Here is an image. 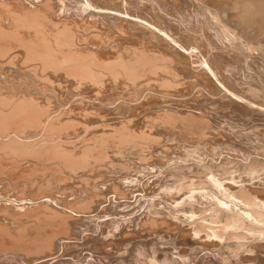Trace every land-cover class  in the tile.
<instances>
[{
    "label": "rangeland",
    "instance_id": "rangeland-1",
    "mask_svg": "<svg viewBox=\"0 0 264 264\" xmlns=\"http://www.w3.org/2000/svg\"><path fill=\"white\" fill-rule=\"evenodd\" d=\"M234 2L0 0V264H264V29Z\"/></svg>",
    "mask_w": 264,
    "mask_h": 264
},
{
    "label": "bare ground",
    "instance_id": "bare-ground-1",
    "mask_svg": "<svg viewBox=\"0 0 264 264\" xmlns=\"http://www.w3.org/2000/svg\"><path fill=\"white\" fill-rule=\"evenodd\" d=\"M20 1H21V0H20ZM44 1H45V0H44ZM63 1H64V0H63ZM86 2H87V1H86ZM111 2H112V1H111ZM131 2H132V1H131ZM190 2H191V1H190ZM74 3H75V2H74ZM49 4H50V3H49ZM84 4H85V3H84ZM111 4H112V3H111ZM123 4H124V3H123ZM30 5H31V4H30ZM43 5H45V4L42 3L41 6H43ZM81 5H82V4H81ZM124 5H125V4H124ZM202 5H203V4H202ZM4 6H5V5H4ZM4 6H3V8L1 7V8H2V11H3V9H4ZM47 6H48V5H47ZM63 6H64V5H63ZM157 6H158V5H157ZM197 6H198V5H197ZM45 7H46V6H45ZM83 7H84V6H83ZM116 7H117V6H116ZM123 7H124V6H123ZM231 7H232V6H231ZM5 8H6V7H5ZM19 8H20V7H19ZM22 8H23V7H22ZM46 8H47V7H46ZM80 8H81V7H80ZM124 8H125V7H124ZM233 8L237 9V13H236V14H237V17H238V18H241L240 21L243 20V23L245 22V23H244L245 25H247V26H249V27L251 26V27L255 28L254 25L257 26V24H258V26H259L258 29H260V28H263V29H264V0H235V2L233 3ZM59 9H60V7H59ZM76 9H77V8H76ZM85 9H86V8H85ZM191 9H192V8H191ZM6 10H7V9H6ZM6 10H5V11H6ZM25 10H26V9H25ZM62 10H63V9H62ZM81 10H82V9H81ZM161 10H162V9H161ZM161 10H160V11H161ZM5 11H4V12H5ZM8 11H9V8H8ZM8 11L5 12V13L8 14V13H9ZM29 11H30V10H29ZM38 11H39V10H38ZM94 11H95V10H94ZM27 12H28V11H27ZM33 12H34V11H33ZM99 12H100V11H99ZM101 12H102V11H101ZM155 12H156V11H155ZM158 12H159V11H158ZM163 12H164V11H163ZM235 12H236V10H235ZM28 13H29V14H28L27 17H28V20L30 21L29 23H31V22H33L32 19H34V16H33V15L31 16V13H30V12H28ZM44 13H45V12H44ZM61 13H62V12H61ZM72 13H73V12H72ZM79 13H80V12H79ZM126 13H127V12H126ZM3 14H4V13H3ZM7 14H6V15H7ZM9 14H11V13H9ZM15 14H16V13H15ZM110 14H111V13H110ZM113 14H114V13H113ZM159 14H160V13H159ZM165 14H166V13H165ZM200 14H201V13H200ZM213 14H214V13H213ZM59 15H60V14H59ZM63 15H64V14H63ZM91 15H92V14H91ZM12 16H14V15H12ZM18 16H19V15H18ZM18 16H17V17H18ZM157 16H158V15H157ZM195 16H196V15H195ZM195 16H193V17H195ZM197 16H198V15H197ZM210 16H211V15H210ZM235 16H236V15H235ZM22 17H24V16H22ZM30 17H32V19H31ZM35 17H37V16H35ZM45 17H46V16H45ZM45 17H44V18H45ZM125 17H126V16H125ZM10 18H12V17H10ZM14 18H15V16H14ZM64 18H65V17H64ZM81 18H82V17H81ZM172 18H173V17H172ZM191 18H192V17H191ZM197 18H198V17H197ZM18 19H19V18H18ZM25 19H26V18H25ZM40 19H41V18H40ZM195 19H196V18H195ZM206 19H207V18H206ZM16 20H17V18H16ZM16 20L14 19L15 22H16ZM19 20H21V19H19ZM37 20H38V19H37ZM73 20H74V19H73ZM81 20H82V19H81ZM112 20H113V19H112ZM115 20H116V19H115ZM127 20H128V19H127ZM158 20H159V19H158ZM180 20H181V19H180ZM191 20H192V19H191ZM220 20H221V19H220ZM232 20H233V19H232ZM237 20H238V19H237ZM11 21H12V20H11ZM75 21H76V20H75ZM128 21H130V20H128ZM131 21H132V20H131ZM156 21H157V20H156ZM174 21H175V20H174ZM197 21H198V20H197ZM197 21H196V22H197ZM200 21H201V20H200ZM224 21H225V20H224ZM12 22H13V21H12ZM20 22H21V21H20ZM22 22H23V21H22ZM26 22H27V21H26ZM112 22H113V21H112ZM134 22H135V21H134ZM198 22H199V21H198ZM237 22H239V21H237ZM41 23H42V22H41ZM51 23H52V22H51ZM132 23H133V22H132ZM135 23H136V22H135ZM200 23H201V22H200ZM241 23H242V22H241ZM241 23H239V24H241ZM243 23H242V24H243ZM17 24H18V22H17ZM21 24H22V23H21ZM26 24H27V23H26ZM31 24H32V23H31ZM33 24H34V23H33ZM52 24H53V23H52ZM59 24H60V22H59ZM63 24H64V23H63ZM72 24H73V23H72ZM88 24H89V23H88ZM88 24H87V25H88ZM138 24H139V23H138ZM180 24H181V23H180ZM221 24H222V23H221ZM1 25H2V24H1ZM36 25H37V24H36ZM65 25H66V24H65ZM75 25H76V24H75ZM204 25H205V24H204ZM15 26H16V25H15ZM33 26H35V24H34ZM37 26H38V25H37ZM44 26H45V25H44ZM44 26H43V28H44ZM47 26H48V25H47ZM51 26H52V25H51ZM141 26H142V25H141ZM247 26H246V27H247ZM0 27H1V26H0ZM30 27H31V25H30ZM52 27H53V26H52ZM64 27H65V26H64ZM64 27H63V28H64ZM76 27H77V26H76ZM146 27H147V25H146ZM212 27H213V26H212ZM216 27H217V26H216ZM218 27H219V25H218ZM249 27H247V28H249ZM16 28H17V27H16ZM18 28H20V27H18ZM31 28H32V27H31ZM40 28H41V27H40ZM43 28H42V29H43ZM65 28H66V27H65ZM65 28H64V29H65ZM84 28H85V27H84ZM129 28H130V27H129ZM143 28L145 29V27H142V29H143ZM147 28H148V27H147ZM147 28H146V29H147ZM178 28H179V27H178ZM185 28H186V27H185ZM195 28H196V27H195ZM20 29H21V28H20ZM45 29H46V28H45ZM45 29H44V30H45ZM47 29H48V28H47ZM60 29L62 30V28H60ZM5 30H6V29H5ZM32 30H33V29H32ZM37 30H38V28H37ZM37 30L34 29V31H36V35L38 34ZM67 30H69V28H67ZM82 30H83V29H82ZM178 30H179V29H178ZM227 30H228V29H227ZM261 30H262V29H261ZM261 30H260V31H261ZM49 31H50V30H49ZM65 31H66V30H65ZM168 31H169V30H168ZM219 31H220L219 34H221V30H220V29H219ZM224 31H225V30H224ZM229 31H230V30H229ZM254 31H255V30H254ZM2 32H3V30H1V28H0V35H1V34H5V33H2ZM30 32H31V31H30ZM39 32H40V31H39ZM52 32H53V31H52ZM55 32H56V31H55ZM60 32H63V34H64V30H63V31H60ZM71 32H72V31H71ZM78 32H79V31H78ZM203 32H204V31H203ZM233 32H234V31H233ZM263 32H264V31H263ZM17 33H18V32H17ZM34 33H35V32H34ZM46 33H47V32H45V34H46ZM67 33H68V31H67ZM73 33H74V32H73ZM222 33H223V32H222ZM261 33H262V31H261ZM10 34H12V33H10ZM15 34H16V32H15ZM18 34H19V33H18ZM18 34H17V35H18ZM42 34H43V33H42ZM51 34H52V33H51ZM57 34H58V32H57ZM69 34H70V33H69ZM79 34H80V33H79ZM79 34H78V35H79ZM183 34H184V33H183ZM193 34H194V33H193ZM219 34H217V36H218ZM224 34H225V32H224ZM226 34H227V33H226ZM229 34H230V33H229ZM229 34H228V35H229ZM231 34H232V32H231ZM231 34H230V35H231ZM250 34H251V33H250ZM262 34H263V33H262ZM39 35H40V33H39ZM47 35H48V34H47ZM49 35H50V34H49ZM64 35H65V34H64ZM74 35H75V34H74ZM81 35H83V34H81ZM89 35H90V34H89ZM121 35H123V34H121ZM195 35H196V34H195ZM198 35H199V34H198ZM43 36H44V35H42V37H43ZM91 36H92V35H91ZM106 36H107V35H106ZM136 36H137V35H136ZM217 36H215V37H216L215 39H217ZM251 36H252V34H251ZM0 37H3V38H0V42H1V43H0V46H1V47H0V48H2V46L8 48L9 45H7V44H8L9 42H8V41L5 42V39H6V38L4 39V36L1 35ZM14 37H16V36H14ZM14 37H12V38H14ZM29 37H30V36H29ZM50 37H51V36H50ZM56 37H59V38H60V36H56ZM92 37H93V36H92ZM221 37H222V35L220 36V38H221ZM16 38H17V37H16ZM39 38H40V37H39ZM53 38H54V37H53ZM59 38H58V39H59ZM64 38H65V37H64ZM71 38H72V36H71ZM71 38H70V39H71ZM161 38H162V37H161ZM171 38H172V37H171ZM251 38H252V37H251ZM261 38H262V37H261ZM7 39H8V38H7ZM37 39H38V38H37ZM40 39H41V38H40ZM54 39H55V38H54ZM61 39H62V38H61ZM66 39H67V38H66ZM72 39H74V38H72ZM77 39H79V38L77 37ZM163 39H164V38H163ZM212 39H213V38H212ZM218 39H219V36H218ZM222 39H223V38H222ZM224 39H225V38H224ZM231 39H232V38H231ZM12 40H13V39H12ZM38 40H39V39H38ZM42 40H43V39H42ZM42 40H40V41L42 42L41 45L44 44V48H45V45H46V44H45L44 42H46V40L48 41V39H45V41H42ZM52 40H53V39H52ZM89 40H90V39H89ZM96 40H97V39H96ZM151 40H152V39H151ZM164 40H165V39H164ZM196 40H197V39H196ZM204 40H205V39H204ZM252 40H253V39H252ZM254 40H255V39H254ZM259 40H260V39H259ZM13 41H14V40H13ZM15 41H16V40H15ZM32 41H33V40H32ZM57 41H58V40H57ZM70 41H71V40H70ZM73 41H74V40H73ZM154 41H155V40H154ZM194 41H195V40H194ZM205 41H206V40H205ZM233 41H234V40H233ZM244 41H245V40H244ZM2 42H3L4 44H6V45H4V44L1 45ZM52 42H53V41H52ZM55 42H56V41H55ZM60 42H61V41H60ZM67 42H68V41H67ZM83 42H84V41H83ZM91 42H92V41H91ZM221 42H222V41H221ZM238 42H239V41H238ZM255 42H256V41H255ZM12 43H13V42H12ZM28 43H29V42H28ZM31 43H32V42H31ZM31 43H30V44H31ZM35 43H36V41H35ZM37 43H38V42H37ZM37 43H36V44H37ZM50 43H51V42H50ZM57 43H58V42H57ZM71 43H72V42H71ZM85 43H86V42H85ZM108 43H109V42H108ZM190 43H192V42H190ZM244 43H246V42H244ZM39 44H40V43H39ZM51 44H52V43H51ZM59 44H60V43H59ZM69 44H70V43H69ZM73 44H74V43H73ZM73 44H71V45H73ZM75 44H76V43H75ZM171 44H172V43H171ZM221 44H222V43H221ZM240 44L242 45V42H241ZM261 44H262V43H261ZM21 45H22V44H21ZM28 45H29V44H28ZM32 45H33V44H32ZM166 45H167V44H166ZM17 46H20V45H17ZM25 46H26V45H25ZM67 46H69V45H67ZM85 46H86V45H85ZM85 46H83L84 49H85ZM134 46H135V45H134ZM242 46H244V45H242ZM4 47H3V48H4ZM20 47H21V46H20ZM41 47H42V46H41ZM46 47H47V46H46ZM49 47H50V46H49ZM51 47H53V46H51ZM58 47H59V46H58ZM64 47H65V46H64ZM71 47H72V46H71ZM131 47H132V46H131ZM240 47H241V46H240ZM240 47H239V48H240ZM254 47H255V46H254ZM6 48H5V49H6ZM54 48H55V47H54ZM69 48H70V47H69ZM69 48H67V49H69ZM77 48H78V47H77ZM79 48H80V47H79ZM125 48H126V46H125ZM178 48H179V47H178ZM198 48H199V47H198ZM262 48H263V47H262ZM5 49H4V50H5ZM18 49H19V48H18ZM50 49L52 50V48H50ZM56 49H57V48H56ZM56 49H55V50H56ZM58 49L60 50L61 48H58ZM58 49H57V50H58ZM62 49H63V48H62ZM62 49H61V50H62ZM130 49H131V48H130ZM136 49H137V48H136ZM175 49H176V47H175ZM175 49H174V50H175ZM32 50H33V48H32ZM34 50H35V49H34ZM63 50H65V49H63ZM74 50H75V49H74ZM81 50H82V49H81ZM148 50H149V49H148ZM245 50H246V49H245ZM1 51H2V50H1ZM36 51H37V50H36ZM86 51H87V50H86ZM88 51H89V50H88ZM169 51H170V50H169ZM176 51H178V49H177ZM249 51H250V50H249ZM8 52H9V51H7V53H8ZM29 52H30V51H29ZM50 52H51V51H50ZM54 52H55V51H54ZM54 52H53V53H54ZM65 52H66V51H65ZM72 52H73V51H72ZM72 52H71V50H70V53H72ZM75 52H76V51H75ZM78 52H79V51H78ZM130 52H131V51H130ZM132 52H133V51H132ZM142 52H144V51H142ZM191 52H192V51H191ZM194 52H195V51H194ZM246 52H247V51H246ZM4 53H5V51H4ZM7 53H5V54H7ZM9 53H10V52H9ZM35 53L37 54V52H35ZM48 53H49V52H48ZM48 53H47V54H48ZM67 53H68V52H67ZM79 53H80V52H79ZM79 53H78V54H79ZM134 53H135V52H134ZM238 53H239V52H238ZM2 54H3V53H1V55H2ZM129 54H130V53H129ZM139 54H142V53H139ZM186 54H187V53H186ZM240 54H241V53H240ZM40 55H41V54H40ZM44 55L46 56V53H45ZM62 55H63V54H62ZM82 55H83V53H82ZM82 55H81V57H83ZM87 55H89V54H87ZM97 55H98V54H97ZM135 55H136V54H135ZM135 55H134V56H135ZM149 55H150V54H149ZM152 55H153V54H152ZM193 55H194V54H193ZM215 55H216V54H215ZM3 56H5V55L3 54ZM13 56H14V55H13ZM74 56H75V55H74ZM90 56H91V55H90ZM125 56H128V55H125ZM132 56H133V55H132ZM134 56H133V57H134ZM162 56H163V55H162ZM174 56H175V55H174ZM46 57L48 58V56H46ZM50 57H52V56L49 55V58H48V59H50ZM68 57H69V56H68ZM76 57H77V56H75V58H76ZM93 57H94V56H93ZM93 57H92V58H93ZM117 57H118V55H117ZM156 57H158V56H156ZM25 58H26V57H25ZM36 58H38V57H36ZM56 58H57V57H56ZM78 58H79V57H78ZM129 58H131V57H129ZM166 58H167V57H166ZM2 59H3V58H2ZM15 59H16V58H15ZM26 59H27V58H26ZM80 59H81V58H80ZM126 59H127V57H126ZM126 59H125V60H126ZM147 59H148V58H147ZM190 59H191V58H190ZM35 60H36V59H35ZM38 60H39V59H38ZM41 60H42V59H41ZM43 60H44V59H43ZM53 60H54V59H53ZM70 60H72V59H70ZM85 60H86V59H85ZM90 60H91V59H90ZM96 60H97V59H96ZM142 60H143V59H142ZM142 60H141V61H142ZM164 60H165V59H164ZM178 60H179V59H178ZM187 60H188V59H187ZM45 61H46V60H45ZM45 61H44V62H45ZM47 61H48V60H47ZM75 61H76V60H75ZM103 61H104V60H103ZM113 61H114V60H113ZM141 61H140V60L138 61V59H137V61L135 62V63H137V64H135V66L138 65V64L141 65V64H142ZM173 61H174V60H173ZM52 62H53V61H52ZM52 62H50V64H51ZM65 62H66V61H65ZM76 62H77V61H76ZM79 62H80V61H79ZM79 62H78V63H79ZM84 62H85V61H84ZM124 62H125V61H124ZM124 62H123V63H124ZM130 62H132V61H130ZM149 62H150V61H149ZM149 62H148V64H150ZM151 62H152V61H151ZM153 62H154V61H153ZM153 62H152V63H153ZM186 62H187V61H186ZM46 63H47V62H46ZM61 63H62V62H61ZM67 63H68V62H67ZM78 63H77V64H78ZM80 63H81V62H80ZM80 63H79V64H80ZM117 63H118V62H117ZM117 63H116V64H117ZM119 63H120V62H119ZM189 63H190V62H189ZM260 63H261V62H260ZM50 64H48V65H50ZM55 64H56V63H55ZM69 64H70V63H69ZM69 64H68V65H69ZM92 64H93V63H92ZM125 64H126V63H125ZM125 64H124V65H125ZM132 64H133V63H132ZM164 64H165V63H164ZM164 64H163V65H164ZM178 64H179V63H178ZM180 64H181V63H180ZM197 64H198V63H197ZM68 65H67V66H68ZM75 65H76V63H75ZM122 65H123V64H122ZM126 65H128V63H127ZM129 65H130V64H129ZM144 65H146V64H144ZM152 65H155V64H152ZM72 66H73V65H72ZM87 66H88V65H87ZM93 66H94V64H93ZM97 66H98V65H97ZM109 66H110V65H109ZM114 66H115V64H114ZM132 66H133V65H131V67H132ZM149 66H150V65H149ZM149 66H148V68H151V69H152V67H149ZM218 66H219V65H218ZM49 67H50V66H49ZM51 67H52V65H51ZM51 67H50V68H51ZM58 67H59V66H58ZM65 67H66V66H65ZM74 67H75V66H74ZM79 67H81V66H79ZM103 67H104V66H103ZM131 67H130V68H131ZM136 67H137V66H136ZM136 67H134V69H135ZM143 67H145V66H143ZM155 67H157V66H155ZM36 68H37V67H36ZM72 68H73V67H72ZM77 68H78V67H77ZM116 68H117V67H116ZM161 68H162V67H161ZM56 69H57V68H56ZM66 69H67V68H66ZM97 69H98V68H97ZM101 69H102V68H101ZM125 69H127V67H126ZM132 69H133V68H132ZM145 69H146V68H145ZM151 69H150V70H151ZM164 69H165V68H164ZM46 70H47V69H46ZM52 70H53V69H52ZM63 70H64V69H63ZM79 70H80V69H79ZM112 70H113V69H112ZM153 70H154V69H153ZM168 70H169V69H168ZM83 71H85V70H83ZM83 71H82V72H83ZM86 71H87V70H86ZM92 71H93V70H92ZM97 71H98V70H97ZM135 71H136V70H135ZM188 71H189V70H188ZM65 72H66V71H65ZM165 72H166V71H165ZM83 73H84V72H83ZM93 73H94V71H93ZM139 73H140V72H139ZM144 73H145V72H144ZM203 73H204V72H203ZM205 73H206V72H205ZM207 73H208V72H207ZM169 74H171V73H169ZM83 75H84V74H83ZM99 75H100V74H99ZM171 75H174V74H171ZM216 75H217V74H216ZM70 76H71V75H70ZM89 76H90V75H89ZM106 76H107V75H106ZM111 76H112V75H111ZM126 76H127V75H126ZM142 76H143V75H142ZM77 77H78V76H77ZM80 77H81V76H80ZM80 77H79V78H80ZM87 77H88V76H87ZM91 77H92V76H91ZM104 77H105V76H104ZM137 77H138V76H137ZM157 77H158V76H157ZM162 77H163V76H162ZM162 77H161V78H162ZM229 77H230V76H229ZM258 77H259V76H258ZM43 78H44V77H43ZM82 78H83V77H82ZM182 78H183V77H182ZM86 79H87V78H86ZM146 79H147V78H146ZM148 79H150V78H148ZM155 79H156V78H155ZM171 79H172V78H171ZM163 81H164V79H163ZM163 81H161V82H163ZM174 81H175V79H174ZM93 82H94V81H93ZM95 82H96V81H95ZM125 82H126V81H125ZM154 82H155V81H154ZM159 82H160V81H159ZM172 82H173V81H172ZM175 82H176V81H175ZM250 82H251V81H250ZM128 83H129V82H128ZM178 83H179V82H178ZM190 83H191V82H190ZM236 83H237V82H236ZM238 83H239V82H238ZM165 84H166V83H165ZM165 84H164V85H165ZM222 84H223V83H222ZM262 84H263V83H262ZM127 85H128V84H127ZM132 85H133V84H132ZM217 85H218V84H217ZM242 85H243V84H242ZM219 86H220V85H219ZM239 86H240V85H239ZM248 86H249V85H248ZM114 87H115V86H114ZM168 87H169V86H168ZM138 88H139V87H138ZM190 88H191V87H190ZM221 89H222V88H221ZM246 89H247V88H246ZM255 89H256V88H255ZM39 91H40V90H39ZM259 91H260V90H259ZM255 92H256V91H255ZM155 93H156V92H155ZM200 93H201V92H200ZM205 93H206V92H205ZM169 94H170V93H169ZM129 95H130V94H129ZM147 95H148V94H147ZM22 96H23V95H22ZM228 96H229V95H228ZM230 96H231V95H230ZM164 98H165V97H164ZM229 98L235 99L234 97H229ZM17 99H18V97H17ZM128 99H129V98H128ZM260 99H261V98H260ZM13 100H14V99H13ZM241 100H242V99H241ZM10 101H11V100H10ZM17 101H18V100H17ZM23 101H24V100H23ZM235 101H236V100H235ZM235 101H234V102H235ZM241 102H242V101H241ZM10 103H11V102H10ZM12 103H13V102H12ZM24 103H25V101H24ZM116 103H117V102H116ZM235 103H238V102H235ZM244 103H245V102H244ZM25 104L27 105V103H25ZM28 104H29V102H28ZM245 104H246V103H245ZM11 105H12V104H11ZM26 105H25V106H26ZM251 105H252V104H251ZM253 105H254V104H253ZM12 106H13V105H12ZM17 106H18V105H17ZM28 106H29V105H28ZM28 106H27V107H28ZM31 106H32V105H30V107H31ZM39 106H40V105H39ZM62 106H63V105H62ZM123 106H124V105H123ZM248 106H249V105H248ZM20 107H22V106L19 105V108H20ZM27 107H22V108H24V109L22 110V112L25 111V112L22 113V115H25V113L28 112V111H31V112H30L31 115L35 113V112H34V108H31V109H33V110H31L29 107H28V108H27ZM158 107H159V106H158ZM250 107H253V106H250ZM256 107H257V106H256ZM261 107H262V106H261ZM17 108H18V107H17ZM258 108H259V107H258ZM254 109H255V108H254ZM16 110H17V109L15 108V109L12 111V114H15V113H16ZM36 110H37V109H36ZM44 110H45V109H44ZM44 110H43V111H44ZM169 110H170V109H169ZM259 110H260V109H259ZM4 111H5V110H4ZM61 111H62V110H61ZM8 112H9V110H8ZM18 112H19V113L21 112L20 109H18L17 113H18ZM44 112H45V111H44ZM158 112H159V111H158ZM6 113H7V112H6ZM17 113H16V114H17ZM63 113H64V112H63ZM187 113H188V112H187ZM4 114H5V113H4ZM12 114H10V116H11ZM37 114H38V113H37ZM171 114H172V113H171ZM192 114H193V113H192ZM200 114H201V113H200ZM17 115H18V114H17ZM35 115H36V114H35ZM178 115H179V114H178ZM182 115H183V114H182ZM188 115H190V113H188ZM259 115H260V113H259ZM10 116L7 115V117H3V118H4L3 120H5V119L9 120V117H10ZM27 116H28V115H27ZM29 116H30V115H29ZM29 116H28V117H29ZM54 116H55V115H54ZM31 117H32V116H31ZM145 117H146V116H145ZM150 117H151V116H150ZM169 117H170V116H169ZM189 118H190V117H189ZM196 118H198V117H196ZM202 118H203V117H202ZM24 119H25V118H24ZM24 119H23V117H22L20 121H23ZM126 119H127V118H126ZM7 120H6V121H7ZM10 120H11V121H12V120H15V122H16V121L18 122L17 118H15V117H14L13 119H10ZM10 120H9V122H10ZM27 120H28V119H27ZM177 120H178V119H177ZM187 121H188V120H187ZM65 122H66V121H65ZM184 122H185V121H184ZM4 123H5V122H4ZM7 123H8V122H7ZM53 123H54V122H53ZM194 123H195V122H194ZM26 124H27V123H26ZM44 124H45V123H44ZM51 124H52V123H51ZM201 124H202V123H201ZM16 125H17V124H15V126H16ZM161 126H162V125H161ZM191 126H192V125H191ZM201 126H202V125H201ZM10 127H11V126H10ZM21 127H22V126H21ZM37 127H38V125H37ZM167 127H168V126H167ZM195 127H197V126L195 125ZM22 128H23V127H22ZM33 128H34V127H33ZM95 128H96V127H95ZM207 128H208V127H207ZM81 129H82V128H81ZM3 130H4V129H3ZM37 130H38V129H37ZM201 130H202V129H201ZM206 130H207V129H206ZM208 130H209V129H208ZM129 131H130V130H129ZM204 131H205V130H204ZM218 131H219V130H218ZM180 133H181V132H180ZM189 133H190V132H189ZM24 134H25V133H24ZM191 134H192V133H191ZM257 136H258V135H257ZM10 137H11V136H10ZM223 137H224V136H223ZM24 138H25V137H24ZM53 138H54V137H53ZM124 138H125V137H124ZM58 139H59V138H58ZM143 139H144V138H143ZM185 141H186V140H185ZM13 143H14V142H13ZM67 143H68V142H67ZM128 143H129V142H128ZM236 143H237V142H236ZM54 144H55V143H54ZM73 145H74V144H73ZM189 145H190V144H189ZM225 145H226V144H225ZM194 146H195V145H194ZM207 146H208V145H207ZM226 146H227V145H226ZM134 147H135V146H134ZM139 147H140V146H139ZM197 147H198V146H197ZM216 147H217V146H216ZM41 148H42V146H41ZM87 148H88V147H87ZM194 148H195V147H194ZM219 148H220V147H219ZM100 149H101V148H100ZM212 149H213V148H212ZM220 149H221V148H220ZM215 150H216V149H215ZM194 151H196V150H194ZM159 152H160V151H159ZM214 152H215V151H214ZM128 153H129V152H128ZM189 153H190V152H189ZM194 153H195V152H194ZM232 153H233V152H232ZM215 154H216V153H215ZM61 155H62V154H61ZM242 155H243V154H242ZM62 156H63V155H62ZM54 157H55V156H54ZM94 157H95V156H94ZM162 157H163V156H162ZM60 158H61V157H60ZM219 158H220V157H219ZM229 158H230V157H229ZM41 160H42V159H41ZM68 160H69V159H68ZM213 160H214V159H213ZM213 160H212V161H213ZM179 162H180V161H179ZM247 162H248V161H247ZM234 164H235V163H234ZM167 165H168V164H167ZM229 165H230V163H229ZM6 166H7V165H6ZM248 166H249V165H248ZM10 167H11V166H10ZM187 168H188V167H187ZM8 169H9V168H8ZM152 170H153V169H152ZM216 170H217V169H216ZM224 170H225V169H224ZM144 172H145V171H144ZM54 173H55V172H54ZM150 173H151V172H150ZM178 173H179V172H178ZM181 173H182V172H181ZM184 173H185V172H184ZM55 174H56V173H55ZM164 174H165V173H164ZM25 175H26V174H25ZM161 175H162V173H161ZM189 175H190V174H189ZM256 175H257V174H256ZM6 176H7V175H6ZM22 176H23V174H22ZM11 177H12V176H11ZM24 177H25V176H24ZM26 177H27V176H26ZM141 177H142V176H141ZM21 180H22V179H21ZM63 180H64V179H63ZM238 180H239V179H238ZM240 180H241V179H240ZM251 181H252V180H251ZM108 183H109V182H108ZM229 183H231V182H229ZM226 184H227V185L224 184V187H226V188H232V190H233V187L235 188V185L233 186V183H232V186H233V187L231 186V184H230V185H229L228 183H226ZM255 184H256V183H255ZM163 185H164V184H163ZM253 185H254V184H253ZM253 185H252V186H253ZM228 186H229V187H228ZM230 186H231V187H230ZM238 186H239V185H238ZM246 187H247V186H246ZM249 188L252 189L251 187H249ZM235 189L237 190V189H239V188H237V186H236ZM235 189H234V191H235ZM241 189H242V188H241ZM253 189H254V188H253ZM42 191H43V190H42ZM239 191H240V190H239ZM252 191H253V190H252ZM252 191H251V192H252ZM40 192H41V191H40ZM158 192H159V191H158ZM207 192H208V191H207ZM248 192H249V190H248ZM251 192H250V193H251ZM253 192H254V191H253ZM54 193H55V192H54ZM64 193H65V192H64ZM232 193H233V192H232ZM44 194H45V193H44ZM81 195H82V194H81ZM54 196H55V195H54ZM242 196L245 197V198H247V199H249L247 193H243ZM254 196H255V195H254ZM2 197H3V196H2ZM39 197H40V196H39ZM235 197H236V196H235ZM249 197H250V195H249ZM257 197H258V196H257ZM15 198H16V197H15ZM20 198H21V197H20ZM41 198H42V197H41ZM149 198H150V197H149ZM149 198H147V199H149ZM33 199H34V198H33ZM36 199H37V198H36ZM58 199H59V198H58ZM254 199H255V198H254ZM5 200H6V199H5ZM62 200H63V199H62ZM170 200H171V199H170ZM235 200H236V199H235ZM255 200H256V199H255ZM47 201H48V200H47ZM50 201H51V200H50ZM132 202H133V201H132ZM225 202H226V201H225ZM80 203H81V202H80ZM135 203H136V202H135ZM169 203H170V202H169ZM35 204H36V203H35ZM54 204H55V201H54ZM11 205H13V204H11ZM55 205H56V204H55ZM69 205H70V204H69ZM170 205H171V204H170ZM14 206H15V205H14ZM57 206H58V205H57ZM38 207H39V206H38ZM146 207H147V206H146ZM34 208H35V207H34ZM39 208H40V207H39ZM180 209H181V208H180ZM19 210H20V209H19ZM150 210H151V209H150ZM158 210H159V209H158ZM167 210H168V209H167ZM163 211H164V210H163ZM173 211H174V210H173ZM0 212H1V211H0ZM62 212H63V211H62ZM157 212H158V211H157ZM229 212H230V211H229ZM17 213H18V212H17ZM154 213H155V212H154ZM247 213H248V212H247ZM9 214H10V213H9ZM38 214H39V213H38ZM144 214H145V213H144ZM158 214H159V212H158ZM160 214H161V210H160ZM180 214H181V213H180ZM35 215H36V214H34V216H35ZM38 216H39V215H37V217H38ZM65 216H66V215H65ZM65 216H64V217H65ZM172 217H173V216H172ZM192 217H193V216H192ZM187 218H188V216H187ZM190 218H191V217H190ZM195 218H196V217H195ZM19 219H20V218H19ZM107 219H108V217H107ZM135 219H136V218H135ZM171 219H172V218H171ZM12 220H13V219H12ZM20 220H21V219H20ZM13 221H15V220H13ZM49 221H50V220H49ZM58 221H59V220H58ZM155 221H156V220H155ZM182 221H183V220H182ZM254 221H255V220H254ZM17 222H18V221H17ZM22 222H23V221H22ZM115 222H116V221H115ZM120 222H121V221H120ZM147 223H148V222H147ZM5 224H6V223H5ZM61 224H62V223H61ZM104 224H105V223H104ZM110 224H111V223H110ZM197 224H198V223H197ZM201 224H202V223H201ZM45 225H46V224H45ZM55 225H56V224H55ZM116 225H117V224H116ZM118 225H119V224H118ZM194 225H195V224H194ZM4 226H5V225H4ZM6 226H7V225H6ZM25 226H26V225H25ZM59 226H60V225H59ZM250 226H251V225H250ZM7 227H8V226H7ZM15 227H16V226H15ZM191 227H192V226H191ZM193 227H194V226H193ZM198 227H199V226H198ZM253 227H254V226H253ZM61 228H62V227H61ZM61 228H60V229H61ZM109 228H110V227H109ZM112 228H113V227H112ZM9 229H10V228H9ZM63 229H64V228H63ZM66 229H67V228H66ZM131 229H132V228H131ZM198 229H199V228H198ZM2 230H3V229H2ZM57 230H58V229H57ZM9 231H10V230H9ZM9 231H8V232H9ZM39 231H40V230H39ZM196 231H197V230H196ZM8 232H7V233H8ZM10 232H11V231H10ZM56 232H57V231H56ZM148 232H149V231H148ZM11 233H12V232H11ZM53 233H54V232H53ZM85 233H86V232H85ZM35 234H36V233H35ZM59 234H60V233H59ZM192 234H193V233H192ZM11 235H12V234H11ZM52 235H53V234H52ZM13 236H14V235H13ZM21 236H22V235H21ZM45 236H46V235H45ZM47 236H49V235L47 234ZM47 236H46V237H47ZM153 236H154V235H153ZM198 236H199V235H198ZM205 236H206V235H205ZM11 237H12V236H11ZM103 237H104V236H103ZM207 237H208V236H207ZM63 238H65V237H62V239H63ZM150 238H151V237H150ZM216 238H217V237H216ZM261 238H262V237H261ZM199 240H200V239H199ZM211 240H212V239H211ZM39 241H40V240H39ZM56 241H57V240H56ZM201 241H204V240H201ZM201 241H199V242H201ZM219 241H220V240H219ZM48 242H49V238H48V237H47V238H44L41 244L38 243V244H39L38 246L47 245ZM100 242H101V241H100ZM196 242H197V241H196ZM254 242H255V241H254ZM161 243H162V242H161ZM10 244H11V243H10ZM13 245H14V244H13ZM145 245H146V244H145ZM180 245H181V244H180ZM135 246H136V245H135ZM175 246H176V245H175ZM181 246H182V245H181ZM46 247H47V246H46ZM153 247H154V246H153ZM189 247H190V246H189ZM41 248H42V247H41ZM110 248H111V247H110ZM247 248H248V247H247ZM139 249H140V248H139ZM160 249H161V248H160ZM178 249H179V248H178ZM50 251H51V250H50ZM159 251H160V250H159ZM28 252H29V251H28ZM97 252H98V251H97ZM137 252H138V251H137ZM166 252H168V250H166ZM166 252H165V253H166ZM169 252H170V251H169ZM190 252H191V250H190ZM252 252H253V251H252ZM62 253H63V252H62ZM88 253H89V252H88ZM154 253H155V252H154ZM249 253H250V252H249ZM120 254H121V253H120ZM163 254H164V252H163ZM168 254H169V253H168ZM168 254L166 253V255H167V256H165L166 258L168 257ZM260 254H261V253H260ZM90 255H91V253H90ZM114 255H115V254H114ZM164 255H165V254H164ZM179 255H180V253H179ZM255 256H257V255H255ZM62 257H63V256H62ZM62 257H61V260L63 259ZM126 258H127V257H126ZM69 259H70V258H69ZM162 259H163V258H162ZM48 260H49V259H48ZM98 260L100 261V259H98ZM124 260H125V259H124ZM71 261H73V260H71ZM106 261H107V259H106ZM47 262H49V261H47ZM52 262H53V261H52ZM100 262H101V261H100ZM68 263H69V262H68ZM106 263H107V262H106ZM108 263H109V262H108ZM253 263H254V262H253ZM75 264H76V263H75Z\"/></svg>",
    "mask_w": 264,
    "mask_h": 264
}]
</instances>
